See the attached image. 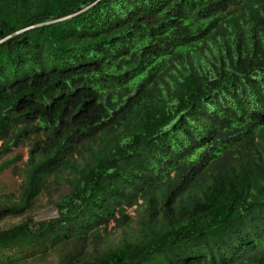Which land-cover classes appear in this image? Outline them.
Listing matches in <instances>:
<instances>
[{"label": "trees", "instance_id": "obj_1", "mask_svg": "<svg viewBox=\"0 0 264 264\" xmlns=\"http://www.w3.org/2000/svg\"><path fill=\"white\" fill-rule=\"evenodd\" d=\"M22 146L0 264H264V0H0Z\"/></svg>", "mask_w": 264, "mask_h": 264}, {"label": "rangeland", "instance_id": "obj_2", "mask_svg": "<svg viewBox=\"0 0 264 264\" xmlns=\"http://www.w3.org/2000/svg\"><path fill=\"white\" fill-rule=\"evenodd\" d=\"M28 151H29L28 147L22 146L16 150H12V152L9 153L4 158L15 161L12 164V166H10V168L2 172V174L0 175V199L4 195H10L12 193L16 195L18 194L20 190V186L22 184V174L20 171L28 159L29 156ZM128 215L130 217L134 216V208L128 211ZM54 216H55L54 212H43L38 215L37 219L42 220ZM18 221L19 220H15V221L6 220L1 225L8 226L9 224H13ZM108 228L110 231H112L114 229V224L110 223ZM116 233L117 232L115 231L113 234L115 235Z\"/></svg>", "mask_w": 264, "mask_h": 264}]
</instances>
